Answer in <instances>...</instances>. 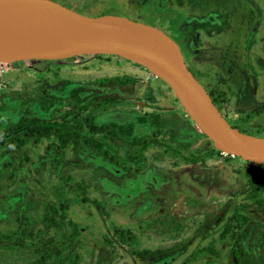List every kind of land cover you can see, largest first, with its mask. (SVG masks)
<instances>
[{
	"label": "rangeland",
	"instance_id": "rangeland-1",
	"mask_svg": "<svg viewBox=\"0 0 264 264\" xmlns=\"http://www.w3.org/2000/svg\"><path fill=\"white\" fill-rule=\"evenodd\" d=\"M55 1L160 28L202 85L220 92L227 122L264 138V0ZM99 54L41 68L43 59L0 61V134L21 116L118 123L123 133L111 143L120 152L141 150L144 168L116 164L90 146H61L53 135L0 148V230L35 231L48 205L68 199L77 264H237L238 249L264 242V163L212 149L160 76ZM104 99L115 102L93 111ZM193 151L212 153L185 162L182 154ZM255 171L263 182L251 197ZM116 228L125 230V242ZM49 237H58L53 228ZM37 242H0V264H37L30 256Z\"/></svg>",
	"mask_w": 264,
	"mask_h": 264
},
{
	"label": "water",
	"instance_id": "water-1",
	"mask_svg": "<svg viewBox=\"0 0 264 264\" xmlns=\"http://www.w3.org/2000/svg\"><path fill=\"white\" fill-rule=\"evenodd\" d=\"M32 18L62 24L70 20L119 42L120 47L95 42L67 50L60 47L54 52L30 50L8 57L0 55V61L59 59L81 53L120 55L160 76L171 88L184 112L216 149L255 164L264 163V138L244 133L227 122L206 88L188 68L178 44L160 28L123 15H85L55 0H0V48L32 40L55 42L54 37L16 33L20 21Z\"/></svg>",
	"mask_w": 264,
	"mask_h": 264
},
{
	"label": "trees",
	"instance_id": "trees-1",
	"mask_svg": "<svg viewBox=\"0 0 264 264\" xmlns=\"http://www.w3.org/2000/svg\"><path fill=\"white\" fill-rule=\"evenodd\" d=\"M100 55V54H97ZM118 56V55H116ZM55 59H43L38 66L44 67L43 64ZM206 88L214 104L221 108L220 92L214 88ZM176 98V97H175ZM177 99V98H176ZM115 101L109 99L103 100L93 106V111L105 108ZM240 131L253 135L252 131L244 127L236 126ZM124 128L118 123H108L102 126L92 127L89 124V117L75 118L71 121H44L34 116H21L16 121L6 125L4 132L0 134V148L10 149L11 147L21 148L26 143H35L42 137L53 135L61 146L72 144L73 147L86 145L93 147L105 158L110 159L116 164L126 168L141 170L146 164V156L141 150L135 152H120L116 145L111 143L110 137L115 133H123ZM215 147L212 146V149ZM217 152H221L216 149ZM201 151H193L182 154L185 162H197L203 160L205 156L211 154ZM255 176L248 182L249 196L254 197V192L262 184V172L255 171ZM68 199H64L56 204L48 205L41 218L42 224L35 231L23 229L4 232L0 230V242L21 244L26 237H33L38 240L33 246L31 245L30 256L33 262L37 264H77L79 255L72 248L77 242V226L71 220L66 218V208ZM53 228L58 237H49V231ZM124 229L116 228L115 234L121 241H126L128 235ZM237 264H264V242L258 245H248L236 251Z\"/></svg>",
	"mask_w": 264,
	"mask_h": 264
},
{
	"label": "bare ground",
	"instance_id": "bare-ground-1",
	"mask_svg": "<svg viewBox=\"0 0 264 264\" xmlns=\"http://www.w3.org/2000/svg\"><path fill=\"white\" fill-rule=\"evenodd\" d=\"M16 33L39 34L47 37H54L56 38V41L53 42L48 40L46 42H41L40 40H32V42L18 44L7 48H0V55L8 57L30 50L42 53L54 52L60 47L67 50L71 47L95 42H105L120 47L119 42H116L105 35L98 34L70 20L65 24H62L61 22L43 18L25 19L20 21L17 25Z\"/></svg>",
	"mask_w": 264,
	"mask_h": 264
},
{
	"label": "flooded vegetation",
	"instance_id": "flooded-vegetation-1",
	"mask_svg": "<svg viewBox=\"0 0 264 264\" xmlns=\"http://www.w3.org/2000/svg\"><path fill=\"white\" fill-rule=\"evenodd\" d=\"M79 12V11H78ZM81 13V12H80Z\"/></svg>",
	"mask_w": 264,
	"mask_h": 264
}]
</instances>
